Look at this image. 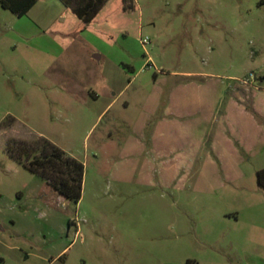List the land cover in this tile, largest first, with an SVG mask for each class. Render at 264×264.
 <instances>
[{"label":"rangeland","instance_id":"obj_1","mask_svg":"<svg viewBox=\"0 0 264 264\" xmlns=\"http://www.w3.org/2000/svg\"><path fill=\"white\" fill-rule=\"evenodd\" d=\"M37 10L0 6V264L259 261L264 0H104L88 24L62 0ZM180 84L181 117L157 126ZM40 136L84 162L79 203L7 154Z\"/></svg>","mask_w":264,"mask_h":264},{"label":"trees","instance_id":"obj_2","mask_svg":"<svg viewBox=\"0 0 264 264\" xmlns=\"http://www.w3.org/2000/svg\"><path fill=\"white\" fill-rule=\"evenodd\" d=\"M37 0H0L4 8L22 17ZM86 24L99 12L104 0H83L72 5L62 0ZM7 154L29 171L41 176L67 201L79 203L84 185L85 164L50 139L40 136L33 141L11 137L6 144ZM258 182L264 186V168L258 171Z\"/></svg>","mask_w":264,"mask_h":264},{"label":"crops","instance_id":"obj_3","mask_svg":"<svg viewBox=\"0 0 264 264\" xmlns=\"http://www.w3.org/2000/svg\"><path fill=\"white\" fill-rule=\"evenodd\" d=\"M41 0H37L36 1V3L32 6V8L27 12V14L26 15H28L29 13H31V12H34L35 10H37L38 9V5H39V2H40ZM63 2V1H62ZM64 3V2H63ZM0 6L3 8V9H6V10H9V9H7V8H4L2 5H1V2H0ZM9 11H11V10H9ZM38 11V10H37ZM39 11H41V10H39ZM12 12V11H11ZM13 13V12H12ZM38 13V12H37ZM15 14V13H14ZM15 15H17V14H15ZM18 16V15H17ZM25 16V15H24ZM19 17V16H18ZM23 17V16H22ZM204 85H206V83H201L200 84V88L201 87H203ZM185 86H189V85H186V84H180V85H178V86H176V87H174V88H172V90L170 91V93H169V101H167L164 105H163V111H164V113H163V118H159V119H157V120H155L156 121V123H157V126H158V123H160V121H161V119H167V118H170V119H172V117H181V115L182 114H180L179 115V113L176 111V110H173L172 108H173V105L174 104H176V102H175V96H176V91L179 89V87H185ZM223 90L225 91V86L223 87ZM264 90V89H263ZM163 92V90L162 89H160V91H159V94L156 96V100H155V102H154V109L152 110L153 112L152 113H154V111H156L158 108H160L162 105H160V98L162 97V93ZM92 95H94L95 97H97V95L94 93V94H92ZM259 96V95H258ZM228 105H232V106H235V107H237V108H240L241 110H244V111H247L248 113H250L251 115H252V117H253V119H254V121L255 122H257V123H261L260 121H257L256 120V118H255V116L252 114V112H250L249 110H247L245 107H243V106H241V105H236V104H232V103H229L228 102ZM256 108H257V110H258V112H260L261 114L264 112V107H261L260 105H259V101H258V98H257V102H256ZM158 121V122H157ZM228 124V123H227ZM229 125V124H228ZM262 125L264 126V122L262 123ZM140 127V126H139ZM224 128L226 127L225 125L223 126ZM230 127V126H229ZM141 128V127H140ZM157 128V127H156ZM231 128V127H230ZM232 130V129H231ZM161 132V131H160ZM154 133L153 134V139H157L158 138V136L162 133ZM232 134L234 135V137H235V139H236V142L238 141V139H237V137H236V135L234 134V132H233V130H232ZM227 136V135H226ZM159 137H162V135L161 136H159ZM212 150L214 151V149L212 148ZM215 152V151H214ZM234 246V245H233ZM253 247H256V248H259V249H261V251H262V254H261V259L259 260V261H257V262H245V263H243V264H264V239L262 238L261 240H257V239H254L253 237H249L247 240H246V248L247 249H251V248H253ZM228 264H235V263H231V262H229ZM239 264V263H238ZM241 264V263H240Z\"/></svg>","mask_w":264,"mask_h":264},{"label":"built area","instance_id":"obj_4","mask_svg":"<svg viewBox=\"0 0 264 264\" xmlns=\"http://www.w3.org/2000/svg\"><path fill=\"white\" fill-rule=\"evenodd\" d=\"M148 40H149V37H146V40H145V41L147 42ZM253 76H254V75L252 74V75H251V78H253Z\"/></svg>","mask_w":264,"mask_h":264}]
</instances>
